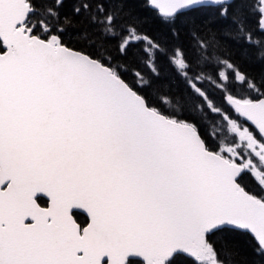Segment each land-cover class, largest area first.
I'll return each mask as SVG.
<instances>
[{"label": "snow or ice", "instance_id": "6c2138e0", "mask_svg": "<svg viewBox=\"0 0 264 264\" xmlns=\"http://www.w3.org/2000/svg\"><path fill=\"white\" fill-rule=\"evenodd\" d=\"M0 264H264V0H0Z\"/></svg>", "mask_w": 264, "mask_h": 264}, {"label": "trees", "instance_id": "16d2710c", "mask_svg": "<svg viewBox=\"0 0 264 264\" xmlns=\"http://www.w3.org/2000/svg\"><path fill=\"white\" fill-rule=\"evenodd\" d=\"M77 2V0H69V3H75ZM204 15H212V16H215L216 13L215 12H201V13H197L195 15H193L190 19L192 21H197L198 22V19L199 17H202ZM250 26L255 28V19L254 17H250ZM193 27L192 24H188L185 26L184 30L182 31L181 33V36H180V39L178 41V43L184 45V46H187L189 43H190V37L188 35V31ZM148 31L150 32V34H154V35H161L163 29L159 26V25H155V26H151L149 27ZM115 44H110L108 45V48L109 50L112 52V55L113 56H116L117 53L115 51ZM233 51H235V49H233ZM242 62V63H241ZM240 63L242 64L243 67H245L249 72H253L252 74L254 75H257L258 72H257V66L254 65V64H250V62H248L247 60H241ZM249 64V65H248ZM128 66L129 67H132V61L131 59H129L128 61ZM247 66V67H246ZM253 70V71H252ZM256 70V72H255ZM256 73V74H255ZM128 79L131 81L132 80V76L129 75L128 76ZM250 185L253 183L251 181V179H249L247 181ZM81 219H83V217H81ZM238 260H240L241 262H243L244 260H252L254 259V257L252 256V250H251V245H246L244 249H242L241 253H240V256L237 257Z\"/></svg>", "mask_w": 264, "mask_h": 264}, {"label": "bare ground", "instance_id": "6f19581e", "mask_svg": "<svg viewBox=\"0 0 264 264\" xmlns=\"http://www.w3.org/2000/svg\"><path fill=\"white\" fill-rule=\"evenodd\" d=\"M245 61V60H244ZM242 63V62H241ZM251 64V63H250ZM249 65V64H248ZM247 67V66H246ZM253 71V70H252ZM255 72H256V70H255ZM253 73V72H252ZM256 74V73H255ZM254 75V74H253Z\"/></svg>", "mask_w": 264, "mask_h": 264}]
</instances>
